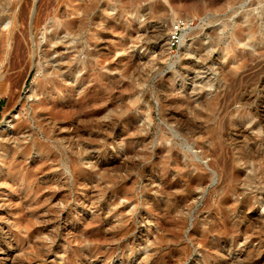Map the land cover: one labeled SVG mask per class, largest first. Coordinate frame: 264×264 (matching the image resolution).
I'll return each mask as SVG.
<instances>
[{
  "label": "rangeland",
  "instance_id": "374dc122",
  "mask_svg": "<svg viewBox=\"0 0 264 264\" xmlns=\"http://www.w3.org/2000/svg\"><path fill=\"white\" fill-rule=\"evenodd\" d=\"M124 1L0 0V264H264L260 191L202 154L230 117L264 156V0Z\"/></svg>",
  "mask_w": 264,
  "mask_h": 264
},
{
  "label": "bare ground",
  "instance_id": "6f19581e",
  "mask_svg": "<svg viewBox=\"0 0 264 264\" xmlns=\"http://www.w3.org/2000/svg\"><path fill=\"white\" fill-rule=\"evenodd\" d=\"M110 1V0H108ZM141 2L142 0H125L124 3H122V5H119L117 6L116 4H111L109 5V8H107L104 12H109V11H115L117 9L118 10V16L121 17L125 14H128V17L127 19L131 20L135 17H138L139 16V13L140 11L142 12L141 10ZM199 6V5H198ZM148 10L149 11H157L159 12V10L162 8V5L158 4V3H155V2H150V4H148L147 6ZM144 9V10H147ZM109 10V11H108ZM107 15H109L107 13ZM106 18V17H104ZM251 27V25H249ZM160 29V28H159ZM163 29V28H162ZM129 30V28H128ZM166 30V29H165ZM163 32V31H161ZM164 33V32H163ZM150 37V36H149ZM148 37V38H149ZM146 39V38H145ZM172 39V38H171ZM52 41V40H51ZM58 42L59 41H55V45H58ZM61 48L60 47H53L52 49H46L45 51V58H47L50 54L52 53H56V52H59ZM196 51L199 52V54L202 56L205 55V50H206V47L205 45L203 44H197L195 46V49ZM197 52V53H198ZM108 54V53H107ZM34 65V64H33ZM36 66V65H35ZM131 66V65H130ZM129 66V67H130ZM134 66V65H133ZM132 68V67H131ZM132 70V69H131ZM124 71V70H123ZM127 73V72H126ZM91 74V73H90ZM89 74V75H90ZM109 74V73H108ZM129 74V73H128ZM180 74V73H179ZM65 81H68L67 79H65ZM164 91H166L164 89ZM43 92V91H42ZM167 92V91H166ZM168 93V92H167ZM190 99V98H188ZM191 100V99H190ZM168 102V101H167ZM173 103V101H170ZM177 103V102H176ZM181 105V104H180ZM183 107V106H182ZM190 109V107H189ZM192 109V108H191ZM201 109V108H200ZM80 110V109H79ZM186 110V109H185ZM186 113V111H185ZM89 115V114H88ZM82 117V116H81ZM87 117V116H86ZM7 118V117H6ZM114 121V120H113ZM232 119L229 117H224L222 118V120L219 121V123L217 124V132H216V139H217V144H216V147L213 149L211 148V144H212V140H213V136H212V133L210 130H207L206 132V136L207 137V141H205V143L203 142L202 143V154L205 155V156H213L214 158V162H216L217 166L218 167H221L222 169V172L227 175V179H230V180H236L238 177H241L243 178V183H240L237 187V189L239 191H241V188L242 187H250L254 184H256V188H257V191H260V193H258L257 197H256V201H257V205L258 207H263L264 208V195H263V191H264V156H255V153L252 151V149L250 148V145H251V142L255 141V138L252 137L251 135L247 134V132L245 130H243L242 128L240 129H236V133L238 134H241L242 137H240L242 140H241V144H236L238 145V150L235 152H233V154L230 156V157H226L225 154H224V145H225V141L227 140H230L228 138L229 135L231 134L230 133V124L232 123ZM112 122V121H111ZM75 123V122H74ZM87 124V123H86ZM263 124V123H261ZM89 125V124H88ZM91 125V124H90ZM93 125V124H92ZM96 125V124H95ZM108 125H110L108 123ZM10 121L9 120H6L5 119V123L4 125H2L0 127V136L4 135L6 132H8L9 130V127H10ZM66 126V125H65ZM69 126V125H68ZM81 126V125H79ZM85 126V125H84ZM87 126V125H86ZM102 128H104L103 126H106V123H102L101 124ZM264 126V125H263ZM70 127V126H69ZM74 128V127H73ZM78 128V127H77ZM98 128V127H97ZM52 129V128H51ZM83 129V127H82ZM264 129V127H263ZM262 129V130H263ZM44 131H50V130H46V128L44 129ZM84 134V133H83ZM86 135V134H85ZM41 136V135H40ZM84 136V135H83ZM62 137V136H61ZM67 137V136H66ZM2 138V137H1ZM5 138V137H4ZM68 138V137H67ZM262 138V137H260ZM51 139V138H50ZM76 139V138H75ZM237 139V138H236ZM235 139V140H236ZM54 140V139H53ZM77 140V139H76ZM118 140V139H117ZM261 140V139H259ZM69 141V140H68ZM122 142V140H120ZM65 143V142H64ZM71 143V142H70ZM239 143V142H238ZM76 144V143H75ZM73 146V145H72ZM263 146H264V143H263ZM90 148V147H89ZM79 149V148H78ZM34 154V153H33ZM233 161H236L237 163H241V165L244 166V170L243 169H238V168H235L233 166H231V163ZM76 165H78V161H74ZM45 163H42V165H44ZM52 166H42L41 168V172H46V171H49L51 169ZM56 168V167H53V169ZM155 174V173H154ZM76 174L75 173H72V178H75ZM211 175L210 174H205V179L207 181L208 177H210ZM83 182H78L77 184L78 185H82ZM195 184V183H194ZM157 186V185H156ZM173 187V186H172ZM156 188V187H155ZM172 189V188H171ZM156 191H159V192H162V188H159L157 187L156 188ZM163 193V192H162ZM48 198L52 199V198H56L58 197V195H56V197L53 195H51V193H48L46 194ZM154 200V199H153ZM222 200V198H221ZM155 201V200H154ZM223 203V202H222ZM250 207H254L253 204L251 203L250 204ZM235 208H230V210L228 211H225V210H220L218 215L220 216L221 213H225L227 212V216L229 218H231L234 214H235ZM152 214V211H150L147 215H151ZM228 218V219H229ZM252 218V217H251ZM249 219V224L248 225H251L252 223H250V218ZM137 221V220H136ZM253 221V220H251ZM98 222L100 223V221H90L87 223V227L89 229H92L94 230L96 228V226H98ZM138 222V221H137ZM28 223V222H27ZM228 223L225 222L224 224L222 225H217V226H214V228H217L216 230H220V229H225V228H228ZM232 224H230L231 226ZM237 227L238 226V223L235 222L233 224V226L231 227ZM137 227V226H136ZM87 228V229H88ZM131 231V227H125L123 228V231L120 232V236L119 238H117L114 234L112 235V238L110 240H116V239H119L121 240L122 237L126 236L127 234H129V232ZM230 232V230H229ZM28 235V234H27ZM28 237V236H27ZM109 238V237H108ZM108 238L105 237L104 234L102 233H96L94 234L93 236H90L88 239L89 243L91 244V247H92V250L97 253V252H100L101 250V246L103 244H106V242L108 241ZM85 241H87L85 239ZM84 240L81 241V242H85ZM87 241V243H88ZM26 245V244H25ZM31 244L28 243L27 244V247H30ZM225 247V246H224ZM223 248L220 249V252H222ZM3 257L5 259H8L11 256V253L8 251V250H5V254L3 255ZM15 257V256H14ZM11 259H14V258H11ZM16 260V259H15ZM12 261V260H11Z\"/></svg>",
  "mask_w": 264,
  "mask_h": 264
},
{
  "label": "built area",
  "instance_id": "2783aa9c",
  "mask_svg": "<svg viewBox=\"0 0 264 264\" xmlns=\"http://www.w3.org/2000/svg\"><path fill=\"white\" fill-rule=\"evenodd\" d=\"M174 39V38H173Z\"/></svg>",
  "mask_w": 264,
  "mask_h": 264
}]
</instances>
